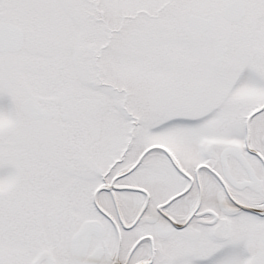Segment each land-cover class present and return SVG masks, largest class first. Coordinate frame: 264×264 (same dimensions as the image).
Listing matches in <instances>:
<instances>
[{
  "label": "snow or ice",
  "instance_id": "1",
  "mask_svg": "<svg viewBox=\"0 0 264 264\" xmlns=\"http://www.w3.org/2000/svg\"><path fill=\"white\" fill-rule=\"evenodd\" d=\"M0 264H264V0H0Z\"/></svg>",
  "mask_w": 264,
  "mask_h": 264
}]
</instances>
